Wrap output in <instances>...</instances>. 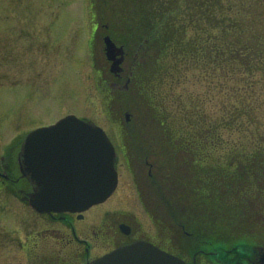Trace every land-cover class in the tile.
<instances>
[{
  "label": "rangeland",
  "instance_id": "obj_1",
  "mask_svg": "<svg viewBox=\"0 0 264 264\" xmlns=\"http://www.w3.org/2000/svg\"><path fill=\"white\" fill-rule=\"evenodd\" d=\"M187 1H183L184 5L188 3ZM205 1L196 6L199 8L200 17ZM212 1L220 9L225 10L220 12L219 8L214 7L216 15L231 20L236 27L240 23L245 28L247 23L258 29L264 24V0ZM111 3L112 0L107 6L101 0H95L94 7L97 8H94L90 0H0V155L18 144L26 134L53 124L63 116L76 114L88 118L107 132L116 148L117 167L121 173V184L124 189L128 186V182H132L125 154L129 152L131 157H135L139 144H143L144 151L156 145L162 157L158 160L165 168L162 171L165 170L166 173L169 171L168 179L172 193L182 196L185 189L179 182L181 183V180L194 182L192 177L195 176L193 172L195 167L186 164L185 158L180 153L174 154L172 148H166L167 142L164 143L163 138L160 137L162 125L158 117L159 111L155 110V107L158 104L160 112L164 113L165 117L171 118L173 115L175 120L181 122L185 116L178 111L181 104L184 105L185 111L184 100L188 99L187 94L192 92L197 95L199 108L202 110L203 98L210 93L211 101L207 102V106L205 104V109L211 118H215L219 115V107L227 101V98L216 88L211 87L210 82L203 83L199 69L194 70L196 73L189 71L188 77L185 73L184 75L180 73L179 75H183V81L176 87L170 86L167 73L161 75L160 80L156 81L155 90L151 89V96L153 92L157 93L156 99L155 96L150 95V97L140 96L141 89L133 83L126 85V81H121L122 79L119 81L122 85H118L117 88L107 89L106 92L100 89L95 72L106 66V59L99 39L95 40V49L91 52L89 41L95 23L90 21V17L96 15L100 17L101 10L105 11V16L112 11L111 13L118 19V24L112 25L114 30L130 36L126 25L127 19L130 17L132 20L143 21L145 16L147 17L146 13H139L137 7L139 5L149 7L154 15L156 5L155 0H122V5ZM191 5L194 7L195 4L191 2ZM184 21L183 23L187 25V21ZM258 34L264 35V31L259 30ZM134 62L133 55L129 56L125 69L129 71L134 68ZM169 65L170 62H165V67ZM110 79L113 82L111 77ZM245 95L249 97V104H253L255 94L246 92ZM107 96H110L111 100H108ZM256 96L261 106L258 121V126H261L260 132H255L253 123L242 121L246 134L247 130H250L249 135L253 134L252 139L249 140L250 148L246 147L247 154L241 153L239 147H233L242 139L247 141V138H243L245 134L238 133L231 136L230 133H224L229 142L235 141L230 146H228L230 143H227L224 147L208 146L205 149L217 158H231L232 151H237L238 153L232 157L230 168L239 170L242 168L243 171L246 168L249 175L248 183L246 184L244 179H237L233 185L223 184L226 193L217 195L213 192H216L219 184L209 179L211 184L204 186L200 178L202 174L197 172L199 189H206L209 197L201 198L196 194L189 199L186 195L182 196L178 202L172 200L175 203L173 205L178 206L181 203L182 207L185 205L186 210L191 209V206L200 207L202 210L197 211L199 214L192 209L190 213L187 210V213L189 216L196 213L203 227H235L239 228L236 231H244L245 228L255 226L253 223L249 224V220L253 217H248L249 215L245 213L249 212L250 207L246 205L247 207L235 208V206L240 198H243V194L247 195L245 193L247 189L250 190L248 194L254 191V182L251 178L256 176L262 179L264 174V84L258 88ZM215 112L217 113L214 114ZM126 114L130 115L129 121L126 119ZM122 128L136 129L143 135L142 140L138 137L126 136V133L122 136ZM188 128L192 129L186 127V130ZM176 129L178 133L186 131ZM256 135L258 136L255 137ZM259 137L260 143H258ZM151 159L157 161L154 157ZM214 164L205 166L206 173L211 174L219 169L225 176L227 173L225 170H228L225 167L229 165L224 162ZM225 178L230 179L228 176ZM236 181L244 184L239 185ZM223 182L226 183V180ZM252 194L253 199L256 200L255 193ZM221 198L224 200L219 207L217 203ZM252 215L259 214L255 212ZM39 222L40 216L36 214L34 208L24 204L9 191L0 189V264L3 262L18 264L19 260L26 262L22 244L30 240L33 232L39 229Z\"/></svg>",
  "mask_w": 264,
  "mask_h": 264
},
{
  "label": "flooded vegetation",
  "instance_id": "obj_2",
  "mask_svg": "<svg viewBox=\"0 0 264 264\" xmlns=\"http://www.w3.org/2000/svg\"><path fill=\"white\" fill-rule=\"evenodd\" d=\"M101 1L108 6L111 0ZM94 2L90 0L93 7ZM112 3L122 5V0H112ZM111 12L105 16V11L101 10L100 17H90V21L95 23L89 41L91 52L95 49V40L99 39L106 59V66L95 72L97 84L105 92L121 86V79L129 86L132 78V70L127 71L124 67L130 50L112 27L118 23V19ZM106 37L124 49L123 62L116 72L112 71V62L107 59ZM107 97L111 100L110 96ZM82 119L89 120L86 117ZM126 119L130 120L129 114H126ZM161 132L160 137L164 143L167 142L166 148L170 149V135L168 137L166 131ZM121 133L122 136L126 133V136L143 138L136 129L122 128ZM25 141L26 136L0 155V189L9 191L31 207L28 199L33 186L21 172L19 164L24 159ZM142 145L139 144L135 152L137 159L127 151L125 154L132 182H128L124 189L117 167L118 186L104 203L84 212L44 214L35 210L40 216V227L33 232L30 240L22 244L26 262L19 260L18 264H92L107 254L139 242L150 243L187 264H264V174L262 179L256 176L251 178L256 200L252 193H247L236 204L250 207L249 212L245 213L253 217L249 224L255 226L244 231L217 226L203 230L200 221L195 219L198 224H193L189 220L184 203L185 208L181 203L173 205V199L181 198L171 191L169 171H162L164 166L158 160L162 159L159 147L151 146L144 151ZM255 212L259 215H252Z\"/></svg>",
  "mask_w": 264,
  "mask_h": 264
},
{
  "label": "trees",
  "instance_id": "obj_3",
  "mask_svg": "<svg viewBox=\"0 0 264 264\" xmlns=\"http://www.w3.org/2000/svg\"><path fill=\"white\" fill-rule=\"evenodd\" d=\"M155 1V16L149 7L139 5L137 7L139 13H146L147 17L145 16L143 21L132 20L130 17L127 19L126 25L130 36L115 31L120 32L121 39L128 46L135 60L134 68L132 67V83L141 89L140 96H151V89L157 86L156 81L160 80L161 75L167 73L170 86L176 87L181 85L184 73L188 77L189 71L196 73L194 70L199 69L203 83L210 82L211 87L216 88L227 98V101L218 109L219 115L211 118L205 109V104L207 106V102L211 101L210 93L203 98L202 110L199 108L197 95L188 93V99L184 100L185 111L182 104L178 111L185 116L181 122L175 120L173 115L171 118L165 117L164 113L160 112L159 105L154 106L155 110L159 111L158 117L161 120L162 130L166 131L167 135L170 134V146L174 154H186V163L195 167L193 169L195 176L192 177L194 182L187 181V183L181 180L185 195L188 198L196 194L201 198L209 197L206 189L200 190L198 187L197 172L202 174L200 178L204 186L211 184L213 180V183L219 184V188L213 193L224 195L226 191L222 187L223 184L233 185L237 179H244L246 184L248 183L247 170L246 168L244 171L242 168L240 170L230 168L233 162L232 157L238 153L237 151H232L231 158H217L205 149L208 146L224 147L227 143H230L228 145L230 146L235 141L229 142L224 133H230V136L238 133L245 134L243 138H247V141L242 139L239 141L240 145L233 147H239L241 153L247 154L246 147L249 146V140L252 139L253 134L249 135L250 130H247L246 134L242 121L246 120L248 124L253 123L255 132H260L261 126H258V121L261 106L257 102L256 95L258 88L264 84V35H257V32L264 31V24L259 26L261 27L258 28L259 30L247 23L245 28L240 23L236 27L231 20L219 18L216 15L214 7L217 9L219 7L212 0H206L203 8L201 7L202 17L199 16V8L196 6L204 0H188L185 5L184 0ZM191 2L195 4L194 7ZM219 11L225 12L224 8ZM230 16L229 14V18ZM183 21H187V25ZM165 62H170L169 67H165ZM180 73L183 75H179ZM246 92L255 94L253 104H249ZM156 94L155 92L152 94L155 99ZM186 127L192 129L186 130ZM176 128L186 131L178 133ZM258 143H260V137ZM217 162L229 165L225 167L228 170H224L227 172L225 176L230 179L227 180L219 169L211 174L206 173L205 166L211 163L215 165L214 163ZM223 180H226V183ZM236 183L244 184L239 181ZM248 192L250 191L246 190L245 193ZM223 200L224 198H221L217 203L219 207ZM239 207L235 206V208Z\"/></svg>",
  "mask_w": 264,
  "mask_h": 264
},
{
  "label": "water",
  "instance_id": "obj_4",
  "mask_svg": "<svg viewBox=\"0 0 264 264\" xmlns=\"http://www.w3.org/2000/svg\"><path fill=\"white\" fill-rule=\"evenodd\" d=\"M112 71L124 49L105 38ZM21 172L33 186L29 204L41 213L85 211L102 203L117 187L116 152L104 130L68 116L27 135ZM94 264H186L148 244L120 249Z\"/></svg>",
  "mask_w": 264,
  "mask_h": 264
},
{
  "label": "bare ground",
  "instance_id": "obj_5",
  "mask_svg": "<svg viewBox=\"0 0 264 264\" xmlns=\"http://www.w3.org/2000/svg\"><path fill=\"white\" fill-rule=\"evenodd\" d=\"M206 229V227H203V230H205Z\"/></svg>",
  "mask_w": 264,
  "mask_h": 264
}]
</instances>
